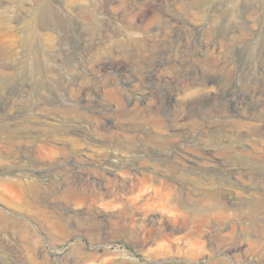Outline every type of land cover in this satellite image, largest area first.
I'll return each instance as SVG.
<instances>
[{
  "label": "rangeland",
  "instance_id": "obj_1",
  "mask_svg": "<svg viewBox=\"0 0 264 264\" xmlns=\"http://www.w3.org/2000/svg\"><path fill=\"white\" fill-rule=\"evenodd\" d=\"M58 119L69 140L41 123ZM143 129L157 137L141 138L123 157L133 154L129 166L167 168L156 211L172 215L173 186L200 180L184 208L187 224L201 233L218 227L210 240L183 231L184 255H151L149 248L166 247L140 250L128 236L101 230L104 243L85 207L61 196L77 173L101 179L88 168L97 153L108 159L118 151L110 133ZM205 146L214 155L203 154ZM243 167L247 176L229 170ZM31 184L42 210L29 202ZM45 212L72 227H51ZM240 218L264 228V0H0V264H109L122 256L187 264L217 249L227 258L225 249L239 242L247 252L259 248L246 241L253 232ZM93 246L98 256L89 259ZM241 255L229 264H250L251 254Z\"/></svg>",
  "mask_w": 264,
  "mask_h": 264
},
{
  "label": "bare ground",
  "instance_id": "obj_2",
  "mask_svg": "<svg viewBox=\"0 0 264 264\" xmlns=\"http://www.w3.org/2000/svg\"><path fill=\"white\" fill-rule=\"evenodd\" d=\"M41 123L51 132L50 135L56 136L60 134L64 136L66 140H69L65 137V134L68 132H61L62 124L60 119H58V122L55 123L48 120H42ZM117 136H121V138L127 139V141H118L115 139ZM154 137H157L156 134L153 132V130L149 129H143L137 132L127 130L124 132L116 131L114 133H110V138L109 140L107 139L108 144L118 151L115 150L112 151V153H109L108 159L103 158L102 155H98L97 153L96 155L99 157L98 162H96L97 160H91L90 164L94 165V168L91 170L90 168H88L90 172H92V170L94 169L97 170L100 173L101 179L95 178L92 173H87L86 175L85 173H77L76 177L78 180L75 179L76 184L71 186V192H68L67 190V193H61V196H63L67 201L71 203H75L85 207V210L83 211V214L85 215L84 218H86L85 221L89 222L92 226L99 227L98 233L100 234L101 239H104L103 242L106 240L104 243L108 242V236H106V234L104 235L101 230H106V233L109 232L112 236H114V233L119 234V236H128L129 241L140 247V250L146 248L148 244L152 242L159 243L157 245L166 247L153 249L149 248L151 255H170V253L174 252L182 253L184 255L182 241L185 237L190 236L193 233H197L202 234L206 237L207 240H210L212 234L218 233V227L213 222V224H211V227H208L206 231H203L201 233V229L199 227H190L187 224L188 218L184 208H188L190 201L196 199V197L199 195L200 191L198 188L201 184L200 180L186 179V183H178L174 186L172 185L174 187L173 198L177 203V205L175 206L176 211L172 215H168L167 213H158L156 211L157 206H160L161 204V201L158 200V197L161 195L159 191L160 188L158 187H166V183L169 180L167 168L161 169L153 163L147 165H136L134 164V162H132V165L129 166L128 162L131 161L133 154L123 157L125 154H129V152H131L136 146H140L138 140H140L141 138L152 140L154 139ZM89 138L91 140L94 137H91L90 135ZM88 144L90 145V141L88 142ZM202 150L203 154L205 153L208 155H214L215 153V149L212 147L205 146L202 147ZM104 156H107V154H105ZM109 157L111 158L109 159ZM112 158H115L114 162H111L113 160ZM192 160L195 164H198V154L193 156ZM120 162L122 163V165H120ZM141 162L145 164L149 163L147 159H141ZM118 169L120 170L118 171ZM229 170H231V172L235 174L237 173V175L240 173V176H247L248 174V169L246 167L241 168V171L236 170L235 168H230ZM37 187V185L35 186L33 184L29 186V202L30 204H32V206L37 207L38 210H42V198L37 194ZM230 198L233 197L231 196ZM249 202L254 210L258 209L260 205L259 201L251 199ZM45 218L51 227L60 229L61 231L66 232L69 227H72V220H69L63 215L56 216L52 213L45 212ZM243 218L239 219L240 222L238 224H240V228L245 233H247L248 231H251V233L253 232V235L251 237L246 236V241L248 240V243H251L252 245L254 244L259 247L256 251H244L245 244L243 242H239V244H231L232 246L225 249L224 253L229 254L227 258L218 259L217 249L216 252L214 251V257L197 260V256L200 253H203V251H201L197 256L190 258V261L187 264H229L230 256L241 260V253H243L244 256L251 254L252 257L249 262L250 264H260V262H257L259 260L256 259V255H264V228H259V223L253 220L246 225ZM215 220L218 222V218H216ZM187 228L188 231H186L184 235L185 237L183 235L181 236L180 234H182V232ZM50 236L53 237V235L51 234ZM102 243H100V245ZM97 247L98 246H93V248L85 250V255L88 257H93L89 259H94L97 255ZM104 249L105 251H108L107 247H104ZM109 264H134V259L122 256L121 258L118 257L117 259H112Z\"/></svg>",
  "mask_w": 264,
  "mask_h": 264
}]
</instances>
